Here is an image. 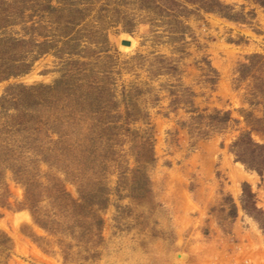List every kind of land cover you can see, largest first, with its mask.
I'll use <instances>...</instances> for the list:
<instances>
[{"label":"rangeland","instance_id":"374dc122","mask_svg":"<svg viewBox=\"0 0 264 264\" xmlns=\"http://www.w3.org/2000/svg\"><path fill=\"white\" fill-rule=\"evenodd\" d=\"M219 1L0 0V264H264V4Z\"/></svg>","mask_w":264,"mask_h":264},{"label":"trees","instance_id":"16d2710c","mask_svg":"<svg viewBox=\"0 0 264 264\" xmlns=\"http://www.w3.org/2000/svg\"><path fill=\"white\" fill-rule=\"evenodd\" d=\"M191 1H200L201 2V6L203 9L207 10V11H215V12H221L224 9H228L229 6L222 4L219 0H191ZM262 4H264V0H260ZM220 114V113H218ZM214 118H219L218 120L220 122H229L231 120V116L229 113H225L223 114L222 117H212L211 116V120H213ZM201 134H205V132H201V130H198ZM250 142L253 143V140L251 139V137H249ZM256 147H259L261 149L264 150L263 146H259L258 144H254ZM244 162V161H243ZM63 195H68L67 192L63 191ZM251 196H253V194H251ZM254 207L256 208L255 204ZM262 215L264 216V213L262 212Z\"/></svg>","mask_w":264,"mask_h":264},{"label":"bare ground","instance_id":"6f19581e","mask_svg":"<svg viewBox=\"0 0 264 264\" xmlns=\"http://www.w3.org/2000/svg\"><path fill=\"white\" fill-rule=\"evenodd\" d=\"M125 40H127L128 44L127 45H124L125 46V49L128 50V49H131L134 47V40L132 39V37H129L126 35V37H124ZM32 78V76H31ZM237 172V171H236ZM245 174V173H244ZM241 176V175H240ZM244 178H248V177H244ZM181 255V254H180Z\"/></svg>","mask_w":264,"mask_h":264},{"label":"water","instance_id":"95a60500","mask_svg":"<svg viewBox=\"0 0 264 264\" xmlns=\"http://www.w3.org/2000/svg\"><path fill=\"white\" fill-rule=\"evenodd\" d=\"M123 44H124V45H127V44H128V42H127V41H126V42H123Z\"/></svg>","mask_w":264,"mask_h":264}]
</instances>
